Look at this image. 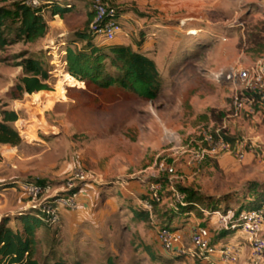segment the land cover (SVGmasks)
<instances>
[{"label": "rangeland", "instance_id": "rangeland-1", "mask_svg": "<svg viewBox=\"0 0 264 264\" xmlns=\"http://www.w3.org/2000/svg\"><path fill=\"white\" fill-rule=\"evenodd\" d=\"M68 1L75 9L62 18L44 12L49 30L43 39L0 52V112L17 114L13 128L21 139L16 147L0 146V219L29 209L31 197L19 189L26 180L49 182L40 200L65 196L73 189L94 190L102 199L92 204L106 214L101 238L93 230L91 237L84 233L82 222L73 234L70 218H61L57 234L44 228L36 232L35 258L42 261L51 249L68 263L106 264L112 259L114 264H163L160 258L167 255L156 235L166 224L173 228L167 220L179 208L176 194L193 191L205 211L238 212L251 208L248 200L256 195L257 185L264 187V111L256 107L251 114L233 116L232 86L219 75L230 66L248 68L264 60L254 41L256 36L264 38L259 33L264 0H102L114 8L122 25L123 34L111 44L134 46L143 31L147 41L143 52L163 81L153 101L121 93L102 107L92 105L94 93L65 72L66 39L73 30L84 29L93 3ZM10 2L0 0V6ZM40 53L46 59L51 91L12 96L22 75L16 66L18 55ZM216 130L245 151V159L238 162L232 155L219 154L187 168L191 153L204 149L205 136ZM162 164L174 168L173 175L160 172ZM150 181H160L163 191L148 211L142 204ZM144 211L151 213L149 221L133 218ZM186 218H206L203 224L210 226L214 244L245 241L239 231L209 224L197 208ZM185 230V238L190 237L191 229ZM187 242L185 249L190 247ZM146 246L153 258L146 254ZM163 261L197 264L189 256L182 262ZM234 264H264V254L254 261L243 248Z\"/></svg>", "mask_w": 264, "mask_h": 264}, {"label": "trees", "instance_id": "trees-1", "mask_svg": "<svg viewBox=\"0 0 264 264\" xmlns=\"http://www.w3.org/2000/svg\"><path fill=\"white\" fill-rule=\"evenodd\" d=\"M1 1L11 2L9 6H0V52L12 45L32 44L43 39L49 30L44 19V12H48L51 17L62 18L75 9L74 4L68 0H45L38 8L27 5L24 0ZM92 20L93 11L91 10L87 13L84 29L71 32L66 39L64 49L65 72L94 93L93 98H91V104L94 106L102 107L111 104L120 97L121 93L133 95L144 101L155 100L162 90L163 81L154 61L141 51L144 44L143 31L140 33L139 41L134 46L98 42L90 30ZM259 33L264 34V24ZM254 39H256L254 41L257 52H264V38L256 36ZM26 55H18L20 60L16 66L21 68L22 75L13 86L12 96L21 97L25 94L31 95L41 91H51L48 86L50 75L44 55L41 53L38 55L30 54L27 57ZM17 120L18 116L14 111L1 110L0 146L16 147L20 144L21 139L13 128ZM26 182L36 183L42 188L49 185V182L40 179L26 180ZM8 185L14 187V183ZM257 186L256 195L248 200L251 208L242 209L238 212L264 207V198L262 197L264 187L263 185ZM77 191L78 189H73L68 194H74ZM160 196L161 193L159 194V201ZM183 196V205L179 204V208L168 215L169 220L167 222L173 223L174 220L184 219L192 213L193 207L199 209L201 213L205 211L199 208L198 199L193 191L188 190ZM144 197L147 201L148 195H144ZM149 202L151 208L158 203ZM238 212H235L236 215ZM150 215V212L144 211L137 213L133 218L144 222L149 221ZM11 223L15 225V228L10 225ZM166 225L161 228H169ZM42 228L51 229L47 226L39 209H24L14 214L12 218L9 216L1 218L0 264H82L78 260L68 263L51 249L42 261H38L35 258L37 250L36 232ZM53 232L57 234L58 228L54 229ZM145 251L148 256H151L147 246ZM185 256L187 255L171 253L163 259L172 261V263L182 262ZM163 259L160 258L161 263L164 264L166 261ZM195 261L201 263L198 259ZM106 264L114 263L110 259Z\"/></svg>", "mask_w": 264, "mask_h": 264}, {"label": "built area", "instance_id": "built-area-1", "mask_svg": "<svg viewBox=\"0 0 264 264\" xmlns=\"http://www.w3.org/2000/svg\"><path fill=\"white\" fill-rule=\"evenodd\" d=\"M27 5L33 8L40 7L45 0H24ZM93 20L90 30L94 37L104 43H113L118 36L123 34L122 25L116 17L114 8L107 7L102 0H93ZM229 82L233 89L231 97L232 115L237 116L241 112L253 113L258 107L264 111V60H259L253 66L240 68L230 66L219 74ZM82 84V83H81ZM205 148L199 152L191 153L186 166L193 169L206 157H215L219 154L232 155L238 162L246 157V152L234 147L226 141L216 130L213 134L205 136ZM160 172L173 175L174 168L159 166ZM82 178V177H81ZM157 179V177H154ZM148 186V200L142 206L148 211L151 209L149 201L159 202V194L163 191V185L158 181H150ZM47 188V187H46ZM40 185L32 182L19 183V189L31 200L27 203L29 209H39L44 220L51 229H56L61 223L63 213L74 211L78 208L80 190L74 194L65 196H48L40 200L46 191ZM178 204L183 205L184 196L176 194ZM209 218V224L222 228L225 231H239L245 238L249 247V256L252 260H259L264 254V207L251 211H240L236 215L232 210L226 211H203ZM157 242L166 254L176 253L187 255L191 259H198L204 264H215L212 257L217 255L221 262L234 264L239 258V248L236 245L218 246L211 242L210 226L195 225L191 230L189 243L190 247L184 248L183 235L178 230L160 228L157 231Z\"/></svg>", "mask_w": 264, "mask_h": 264}, {"label": "crops", "instance_id": "crops-1", "mask_svg": "<svg viewBox=\"0 0 264 264\" xmlns=\"http://www.w3.org/2000/svg\"><path fill=\"white\" fill-rule=\"evenodd\" d=\"M86 18H87V15L85 17V20H86ZM84 23H85V21H84ZM73 31H75V30H73ZM146 42L144 43V45H146ZM143 50L144 49L141 48L142 52H143ZM41 92H44V91H41ZM133 184H134V182H131V186ZM92 188H94V186H92ZM98 198L102 199L98 195L96 197V193L94 192V190L85 189L83 191H80L79 199H78V204H79L78 208L76 210H74V211H66L65 213H63V215H62L63 219L68 218V217L70 218V230L72 231L73 234L75 233L77 225L80 224L81 222H82L81 224H83L84 228H85L84 229V233L90 234L89 235L90 237H91V233H90L91 230L96 232L95 234H97L99 239L101 238L99 230H100V232H102L104 234L103 224H104V221H105V218H106L105 217L106 214L105 215L104 214L101 215V211H99V209H97V207L95 205L93 206V204H92V201L94 199H98ZM106 199L107 198H104L103 200H106ZM189 215H192V213H190ZM150 217H151V215H150ZM178 221H181V223L180 224H176L175 221H173V223H172L173 226L172 227L175 228V230H178V231H180L182 233L184 242L188 241L187 244L189 246L190 245V243H189V235H188L187 238H185V236H184V234L185 235L187 234L185 229H188V230L191 229L192 230L195 225H198V224L204 225L203 223H205L206 218L205 219H201V220H199V219L192 220L191 218H186V219L182 218V219H179ZM183 222H184V224H183ZM244 240H245V238H244ZM85 241H88V240H85ZM95 241L97 242V238L96 237H95ZM90 243H92V241H88L87 244H90ZM217 243H218V246H229V245L238 246L239 252H240L239 253V260H240V258L242 256L243 248H246L248 250V254H249V247H248L246 241L238 242L239 244L237 242H230V243L224 244L222 242L220 243V241L217 242ZM84 245H86V244H84ZM150 255L153 258L152 253ZM211 259H212V261L215 264H229V263L221 262L220 258L217 255L213 256ZM74 261H76V260H74ZM196 263L197 264H204L203 262H201V263L196 262Z\"/></svg>", "mask_w": 264, "mask_h": 264}]
</instances>
